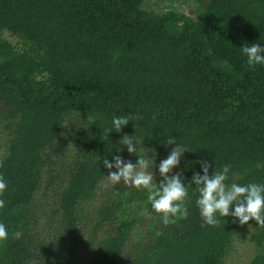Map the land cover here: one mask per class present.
<instances>
[{
	"label": "trees",
	"instance_id": "obj_1",
	"mask_svg": "<svg viewBox=\"0 0 264 264\" xmlns=\"http://www.w3.org/2000/svg\"><path fill=\"white\" fill-rule=\"evenodd\" d=\"M247 43L264 44V0H0V264H79L82 250L91 264H226L247 239L248 264H264L256 221L209 226L192 196L165 226L103 166L137 162L119 144L133 135L159 183L176 137L190 152L170 175L191 182L207 160L209 174L232 166L228 183L264 182V66L248 67ZM130 113L143 119L110 136Z\"/></svg>",
	"mask_w": 264,
	"mask_h": 264
},
{
	"label": "clouds",
	"instance_id": "obj_2",
	"mask_svg": "<svg viewBox=\"0 0 264 264\" xmlns=\"http://www.w3.org/2000/svg\"><path fill=\"white\" fill-rule=\"evenodd\" d=\"M242 53L247 57V65L250 69L256 66H264V44L247 43L240 47ZM143 119L135 114L113 115V131L121 132L133 120ZM104 136V132H103ZM165 145H176L172 148L168 157L159 164V174L162 180L158 183L153 169L156 163L154 156L141 154L138 147L139 141L133 135L125 134L119 144L126 147L130 154L138 156L137 162L125 161L122 156L113 155L111 162L103 159V166L109 170L106 175L112 185L133 187L137 191H144L147 201L154 212L161 215L165 226L175 224L178 220L186 219L189 215L188 202L195 196V205L204 223L209 226H216L220 218L229 216L238 219L241 225H247L250 221H256L258 226H264V182L240 184L235 181L228 183L232 174L230 164L223 165L220 170L209 174L212 164L207 160H200L202 173L195 172L188 182L182 173L170 175L173 170L180 166L182 159L187 152H190L184 143H177L176 137L166 138L162 141ZM122 151L123 148H116ZM143 151L147 152L146 149ZM154 159V163H153ZM216 164V161H215ZM113 168L116 171H111ZM193 184L195 187H193ZM7 189V183L3 176H0V194ZM191 190V191H190ZM5 206V201L0 199V209ZM234 206V210H233ZM19 232L16 236H20ZM9 238L8 227L0 222V241Z\"/></svg>",
	"mask_w": 264,
	"mask_h": 264
},
{
	"label": "rangeland",
	"instance_id": "obj_3",
	"mask_svg": "<svg viewBox=\"0 0 264 264\" xmlns=\"http://www.w3.org/2000/svg\"><path fill=\"white\" fill-rule=\"evenodd\" d=\"M10 39L14 43L17 42L15 38L10 37ZM3 128H4V124L1 122L0 123V158L2 156L1 153L2 149L4 146H6L7 139L9 138L8 133L4 131ZM252 250H253L252 243L248 239L245 242L237 243L234 250L229 255L226 264H248L250 261ZM92 257H93L92 253L87 252L86 250H82L79 256V264H91Z\"/></svg>",
	"mask_w": 264,
	"mask_h": 264
}]
</instances>
